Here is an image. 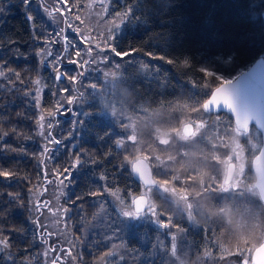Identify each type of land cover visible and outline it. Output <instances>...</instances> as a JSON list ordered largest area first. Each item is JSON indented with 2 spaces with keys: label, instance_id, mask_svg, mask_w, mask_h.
<instances>
[{
  "label": "trees",
  "instance_id": "obj_1",
  "mask_svg": "<svg viewBox=\"0 0 264 264\" xmlns=\"http://www.w3.org/2000/svg\"><path fill=\"white\" fill-rule=\"evenodd\" d=\"M64 2L63 11L59 0H0V66L6 75L0 94V170L11 173L0 176V242L6 245L0 251V264L41 263L37 236L47 234L40 225L43 210L36 214L35 209L58 181H64L65 220L78 239L77 264H97L109 255V244L100 235L84 238L86 227L95 222L107 194L114 193L115 198L128 203L145 187L131 171L135 158L118 147L117 132L103 114L105 101L113 110L129 115L180 107L185 121L202 120L211 126L217 115L207 113L203 105L219 86V79L204 72L233 80L264 58V0H110L109 16L122 22L113 39L119 75L107 95L103 91L92 94L86 91L88 84L102 88L103 81L78 59L84 41L81 27L70 30V20L82 17L90 0ZM48 18L57 20L58 27ZM48 44H52L50 60L56 65L55 71L64 72V77L71 79L70 86H65V80L57 82L48 68H42ZM41 76L45 80L42 108L56 126L50 135L61 141L51 158L42 151L38 131L36 88ZM57 85L67 89L58 90ZM79 105L84 106L86 115L79 111ZM220 115L234 124L230 114ZM251 129L255 136L242 142L249 145L246 149L253 159L262 139L254 126ZM255 140L257 148L248 143ZM154 175L158 184L177 186L171 176ZM248 176V183L255 181L251 164ZM253 190L238 189L212 198L219 208L223 205L220 202H229L231 212L255 210L253 220L257 223L264 204L259 199L261 206L256 208L253 193L259 195ZM158 205L163 211L164 201L158 200ZM248 220L237 231H230L239 245V251L228 253L232 264H243V256L254 244ZM118 221L113 220L109 231L124 230L129 254L131 250L147 254L151 243L160 241L161 228L157 225L124 221L117 227ZM216 224L215 220H199L195 226L183 224L181 242L197 250L207 245L211 251L216 249L214 242L222 232ZM47 242L50 253L54 249L57 254L61 252L56 240ZM212 255L217 257V252Z\"/></svg>",
  "mask_w": 264,
  "mask_h": 264
},
{
  "label": "rangeland",
  "instance_id": "obj_2",
  "mask_svg": "<svg viewBox=\"0 0 264 264\" xmlns=\"http://www.w3.org/2000/svg\"><path fill=\"white\" fill-rule=\"evenodd\" d=\"M59 1L61 2L59 6L64 11L66 4L64 0ZM109 4L110 0H90L82 17L77 16L78 20H70L71 31L80 26L84 33L85 42L82 43L78 59L84 60L87 67L94 74H98L104 82H102V88H98L95 83L88 84L86 91L92 94L103 91L104 95H107L106 93L110 92L108 88L119 75V66L113 52V39L118 34L114 32L115 29H120L122 22L119 17L109 16ZM45 7L50 9L49 5H45ZM48 20L52 26L58 27L57 20L53 18H48ZM117 25L120 26L117 28ZM48 52L53 55L52 44H48L43 51L42 68H48L50 73L54 74L57 82L65 80V86H70L71 79H66L64 72L55 71L56 65L50 60L52 55L48 56ZM0 72H2L1 66ZM5 78L4 73L0 75V94L4 89V82L1 80ZM39 81L36 88V100L39 117L44 116L43 121L38 120L39 139L42 148H48L47 152L51 158L52 153L60 145L47 139L51 136V130H56V126L42 108L41 99L45 89L44 77L41 76ZM65 86L57 85V89H67ZM105 106L107 107L103 109V114L110 118V122L117 132L119 149L127 151L135 160L145 158L150 162L154 174L173 177L177 186L161 182L156 186V189H142L141 195L146 194L145 196L149 200L148 208H155L156 214L153 215L145 211L132 218L125 216L123 210L134 211L131 202L137 196H133L126 203L115 198L114 195L107 194L99 205L95 222L86 227L83 235L84 238L100 235L104 242L109 244L111 249L109 255L97 264H232L228 260V253L239 251V245L235 244L234 233L232 234L230 231H237L240 224L247 219H249L247 222L248 232L252 236L251 241L254 244L246 251L243 261L251 264L254 250L264 242V208H261L257 223H255L253 220L257 215L255 210L254 212L250 209L247 214L231 212L229 202H220L223 205L219 208L216 206L218 201L212 197L217 194H229L238 189L255 192L253 190L255 189L254 182H247L249 164L253 159L250 158L249 151L246 149L249 145H244L242 142L250 135L255 136L252 129L250 128L246 133L240 132L234 124H230L228 117H223V115L217 116L211 126L207 121L202 120L185 121L182 115L184 109L180 107L153 112L142 111L137 115H129L124 111L113 110L108 101H105ZM79 111L82 113L84 106L79 105ZM83 114L86 115L85 111ZM49 122H51V127H49ZM189 123L193 125L194 130L193 134L187 137L182 131L183 127ZM40 124L44 125L43 129L40 128ZM41 131L43 135L40 134ZM248 143L255 148L258 146L256 140L253 143L248 141ZM185 148L190 149L189 152ZM178 149L181 150L178 151ZM232 162L235 163V174L233 180L226 183L227 168ZM210 172L212 174L208 175ZM58 182L59 184L56 183L49 187L48 195L46 194L47 199L41 201V204L37 203L40 207L38 210L35 209L36 214L43 210L40 225L44 227L41 229H45L47 234L46 236H37L40 242V264H77L75 252L79 245L78 239L75 238L65 220L61 190L64 187V181L63 183ZM253 195H255L256 208L260 209V197L258 198L256 193ZM156 196H158L157 199ZM158 200L164 201L163 211L159 208ZM243 205L254 207L245 202ZM114 219H119V223H116L117 227H121L124 221L147 222L149 225H157L161 228L160 241L157 239L156 244L155 242L151 243L150 252L147 254L140 250L137 252L131 250L129 254L126 250L127 241L124 230L109 231ZM199 220H215L217 223L215 226H221L220 237L214 242L218 244L216 249L211 251L207 245L203 249L197 250L196 247L193 248V246L181 242L184 237L181 226L185 223H188V226H195ZM164 224H168L169 227H163ZM47 239L52 242L56 240L60 245L61 252L57 254L55 249H51L53 252L50 253L49 248L51 247ZM4 248L5 245L0 242V249L4 251ZM214 251L217 252L215 258L212 255Z\"/></svg>",
  "mask_w": 264,
  "mask_h": 264
},
{
  "label": "water",
  "instance_id": "obj_3",
  "mask_svg": "<svg viewBox=\"0 0 264 264\" xmlns=\"http://www.w3.org/2000/svg\"><path fill=\"white\" fill-rule=\"evenodd\" d=\"M230 81H232V84L229 86L228 91L231 94L234 110L228 109L222 103L219 107L214 103H209L206 107L204 103V110L210 114H230L233 117L236 129L240 132H248L251 126H254L260 132L262 146L252 160L251 170L255 177L254 187L264 204V58L256 60L247 70ZM214 90L210 97L213 96ZM210 97L206 101H210ZM237 118L240 123L237 122ZM244 121L248 123L247 128L242 126ZM193 130L192 124H186L183 127V134L189 137L193 134ZM131 171L144 187L157 186L153 168L145 158L136 159L132 163ZM234 174L235 163L232 162L227 168L226 183L233 180ZM138 197L144 199L143 204L134 206V211L137 214H142L145 212V208H148L149 200L145 195H139L136 198ZM251 264H264V242L254 250Z\"/></svg>",
  "mask_w": 264,
  "mask_h": 264
},
{
  "label": "snow or ice",
  "instance_id": "obj_4",
  "mask_svg": "<svg viewBox=\"0 0 264 264\" xmlns=\"http://www.w3.org/2000/svg\"><path fill=\"white\" fill-rule=\"evenodd\" d=\"M31 0H26V3H30ZM0 11H2V8H0ZM29 20L32 21L33 18L30 16L29 17ZM120 25H117L116 27L118 28ZM113 51H115V49H113ZM117 55H120V53H116ZM48 56H51V52H48L47 53ZM78 55V53H77ZM39 63V61H38ZM168 63H172V61H168ZM187 63V62H185ZM0 75H3L2 72H0ZM204 75H207L209 77H213V78H216V79H219V87H217L215 90H214V94L213 96L210 97V101H205V106L207 107L209 105V103H214L216 104L218 107L219 105L222 103L223 106L227 107L228 109L230 110H234V104L232 102V99H231V94L230 92L228 91L229 89V86L232 84V81L230 80H224L222 78H218V77H214V74L212 72H204ZM37 83L39 84L40 81L37 80ZM71 101H69L70 103ZM54 115V114H53ZM44 120V116H40L39 117V121H43ZM38 121V123H39ZM237 122L240 123L239 119L237 118ZM243 127L247 128L248 127V123L247 121H244L243 124H242ZM44 125L43 124H40V128L43 129ZM49 127H51V122H49ZM41 135H43V132L41 131L40 133ZM2 133H0V137H2ZM48 140H51L52 143L56 144V145H59L61 143V141L59 139H55L51 136L47 137ZM42 151L44 152H47L48 151V148L47 147H44L42 149ZM79 160L76 161V164H79ZM11 173L9 172H6V171H3V170H0V176H10ZM61 183H63V181H61ZM114 195V193H113ZM146 195V194H145ZM143 198L142 197H138V198H134L132 200V205L133 206H139L140 204H143ZM145 211L149 212V213H152L153 215L156 214V210L155 208H145ZM123 214L125 216H127L128 218H132L134 217L135 215H137L136 212L132 211V210H123ZM163 227L167 228L169 227L168 224H164ZM6 246V245H5ZM0 251H3V249H0ZM243 264H247L246 261H243Z\"/></svg>",
  "mask_w": 264,
  "mask_h": 264
},
{
  "label": "flooded vegetation",
  "instance_id": "obj_5",
  "mask_svg": "<svg viewBox=\"0 0 264 264\" xmlns=\"http://www.w3.org/2000/svg\"><path fill=\"white\" fill-rule=\"evenodd\" d=\"M217 116H219L220 114H216ZM139 195H141V194H139Z\"/></svg>",
  "mask_w": 264,
  "mask_h": 264
}]
</instances>
